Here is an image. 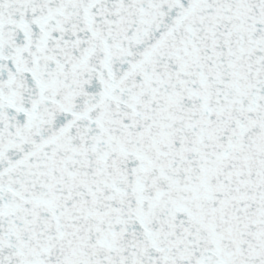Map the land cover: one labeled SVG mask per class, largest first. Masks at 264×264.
<instances>
[{
    "label": "snow or ice",
    "instance_id": "snow-or-ice-1",
    "mask_svg": "<svg viewBox=\"0 0 264 264\" xmlns=\"http://www.w3.org/2000/svg\"><path fill=\"white\" fill-rule=\"evenodd\" d=\"M0 264H264V0H0Z\"/></svg>",
    "mask_w": 264,
    "mask_h": 264
}]
</instances>
